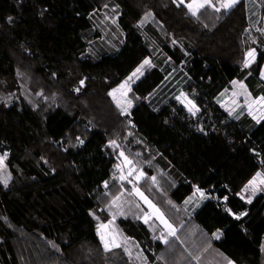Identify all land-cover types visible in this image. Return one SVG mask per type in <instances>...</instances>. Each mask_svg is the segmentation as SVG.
I'll list each match as a JSON object with an SVG mask.
<instances>
[{
    "label": "trees",
    "instance_id": "obj_1",
    "mask_svg": "<svg viewBox=\"0 0 264 264\" xmlns=\"http://www.w3.org/2000/svg\"><path fill=\"white\" fill-rule=\"evenodd\" d=\"M110 2L120 9L124 42L92 58L85 33L92 13ZM147 17L174 65L184 61L182 45L189 47L185 90L196 114L175 98L158 108L149 102L169 69L145 40ZM249 27L248 0L220 11L206 5L195 16L176 0H0V150L12 176L0 183V264H132L122 247L105 251L98 234L122 190L110 141H124L129 131L159 151L173 142L189 151L159 176L161 187L151 178L161 168L157 156L147 151L151 164L141 162L147 176L139 185L178 239L161 242L137 215L117 219L148 255L146 264H264V190L250 203L241 196L264 174V119H235L217 101L235 79L264 96V53L244 64ZM260 44L264 50V38ZM148 57L154 63L133 85L135 105L123 115L109 93ZM197 188L221 210L244 213L219 239L184 208Z\"/></svg>",
    "mask_w": 264,
    "mask_h": 264
},
{
    "label": "rangeland",
    "instance_id": "obj_2",
    "mask_svg": "<svg viewBox=\"0 0 264 264\" xmlns=\"http://www.w3.org/2000/svg\"><path fill=\"white\" fill-rule=\"evenodd\" d=\"M220 2L221 1H219V4H217V6L220 5ZM256 2L259 3L258 5L261 9L263 6L262 2L259 0L254 1L253 4H250L248 6V8L252 10V15L249 16L250 27L246 35V44L248 48L247 54L251 49L255 50V58L247 67H250L256 61L259 53H264L263 49H257V46L261 45L260 38H264V17L260 19L258 8L257 12L255 13L254 4ZM221 9L223 8H220V10ZM119 12V7L114 2H110L103 9L94 11L92 13V27L85 33V37L88 41V49L86 51V54L88 56L92 58H98L103 54L115 53L120 49L125 37L124 32L119 24ZM261 14L263 15L262 11ZM150 22L151 19L147 17L140 23V26L145 36V40L148 46L150 47L153 56L159 61V63L163 65L164 69H169V72L166 74L163 82L156 88L155 91H153L149 95L148 100L155 108H158L171 98L177 99V97H180V99L177 100L183 106H185L188 111L189 108L192 107V105H195L194 112H190L196 114L200 109L197 104L192 101L193 99L185 90V86L188 84L191 78L187 70V65L189 64L190 59L189 57L191 56L189 47L182 45V52L185 55L184 61L179 65H174L173 60L169 56H167V54L162 50L160 41L157 38L158 36L155 32V29L151 26ZM247 59H249L248 55H246V60ZM145 60H149L151 62L150 65L154 63L152 57H148ZM143 62L137 68H140ZM150 65H145L141 69L142 74L137 73V76L132 77V80L129 81L128 85L124 89L116 91L114 93L115 99L111 95L114 103L123 115L127 116L131 113V110L135 105L134 97L131 95L133 85L144 75L145 69ZM136 69L124 81L115 86L110 91V93H112L114 89H119V86L125 81H127L128 78L132 76L134 72H136ZM263 70L264 64L260 72V78L262 80H264ZM234 81L237 83L234 84ZM241 84H243L244 87H241ZM129 88L130 91L128 90ZM259 97L262 96L255 97L244 81H242L241 79H235L230 82L229 85L217 96V101L230 114V116L235 119H238L244 114H249V108L246 104V99L251 102V100H257ZM129 101L131 102L130 106L128 104ZM188 101H191V104H189ZM249 115L253 118L255 117L254 119L256 120L262 119L261 117L264 116V103L258 102L257 104H254L252 106L251 114ZM112 141H115V145L111 143ZM112 141H110V145L114 150L117 151V165L120 166L119 168L115 167L113 171V180H115L119 185H121L122 190L117 195L120 197V199L117 200L114 204L112 203L115 198L114 197L110 204L106 207V210L110 216L108 220H110L112 224H108L106 228H100L98 234L99 238L101 237V234H103L106 240L111 241L114 238L116 243H120L121 240L124 238V235L120 231L118 225H116L114 223L115 221H113L112 219H115L117 223V219L123 216L126 212L128 213V210H130L129 213L131 215L139 214L140 216H142L144 212L146 214L151 213L153 211V209L149 207L148 203H146L145 200H143L139 195L136 194L134 186L135 189H138L139 192L143 193L144 197H147L148 201H151V203L155 205L154 202L143 192L142 188L139 185L140 182L147 176V173L144 171L143 166L141 164L142 158L145 163L151 164V162L147 160V151L154 153L158 158L159 165L161 167L160 171H158L157 174L152 175L151 178L155 177L154 183L159 187H161L159 176L167 175V173L173 172V170L189 155V151L180 147L175 142L168 145L165 151H159L156 149V147L148 143L140 134L136 132L134 133L133 131H129V135L124 141ZM137 145H142L145 147V149H139ZM128 150L131 151L135 156L130 155ZM121 153H123V155H121ZM0 157H4L3 167H0V177H10L8 178L6 184L8 185L12 176L6 164V153L0 150ZM125 157L127 158V160H125ZM127 161H131V163L129 164ZM258 173H261L262 176H264L262 172ZM122 175L127 176V179L121 180L120 177ZM129 181H131V183H129ZM0 183L5 185L3 179H0ZM263 185L264 184H258V189H260ZM201 191L204 193V198H201L200 193L195 191L193 194H191L192 199H189V201L187 202V208H184L192 216L193 210L195 208H197L199 205L205 206L203 210H201V213H199L201 215L198 218L202 221L205 220L204 218H206L205 221L208 220V222H211V226L213 225L215 227L213 234L216 237L215 234H217L219 228H221L225 224L228 214L225 210H221L215 204V201L208 192L204 190ZM249 192H252L251 188L247 192L243 191L241 196L244 199L248 200L251 195V193ZM130 205H133L137 209L130 208ZM156 208L158 207L156 206ZM160 212L163 213L161 210ZM163 215L165 219L170 224H172V226L177 231V228L174 226V224L165 216L164 213ZM151 219L153 221L155 220L154 222L159 224L158 227L155 225V223H152L150 226L152 228V231H155L156 229H164L163 232L166 235L167 230L164 228L163 224H161L155 216H152ZM197 221L199 222L198 219ZM105 222H100L98 228ZM221 232L222 231H219V236H221Z\"/></svg>",
    "mask_w": 264,
    "mask_h": 264
},
{
    "label": "snow or ice",
    "instance_id": "obj_3",
    "mask_svg": "<svg viewBox=\"0 0 264 264\" xmlns=\"http://www.w3.org/2000/svg\"><path fill=\"white\" fill-rule=\"evenodd\" d=\"M181 3H183V0H180ZM235 3H237V0H221L220 2V7H216L213 3H212V0H192V3H189L187 5L189 11L192 13V15H196L197 12L204 8L206 5L208 7H213L216 11H220V8H224V9H229L231 8ZM11 19V18H9ZM254 53H255V50H252L250 51L247 55L249 57V59L245 60L244 64H245V67H247L251 62L252 60L255 58L254 57ZM150 61L149 60H145L143 62V64L140 66V68H137L136 69V72H134L132 74V76H130L128 78L127 81H125L123 84H121L119 86V89H114L112 93H109V95H112L113 98L115 99V96H114V93L116 91H119L120 89H124L129 81L132 80V77L134 76H137V73H140L142 74L141 72V69L145 66V65H150ZM138 78V77H137ZM81 83H83V81H81ZM234 84L237 83V82H233ZM241 87H244L243 84H241ZM130 91V88L128 89ZM183 95V94H181ZM177 99H180V97H177ZM258 102L260 103H264V96L262 97H259L257 100H251V102H249L247 99H246V104L249 108V114H251V111H252V106L254 104H257ZM189 104H191V101H188ZM118 104H119V101H118ZM129 106L131 104V102L129 101L128 102ZM195 110V105H192V107L189 108V111H193L194 112ZM255 118V117H254ZM262 119H264V116L261 117ZM259 122V121H257ZM80 143H83V141H80ZM113 145H115V141H112L111 142ZM121 155H123V153H121ZM3 160H4V157H0V167H3ZM125 160H127V158L125 157ZM129 164L131 163V161H127ZM117 168H119L120 166L117 165L116 166ZM131 174V173H129ZM8 178L10 177H0V179H3V182L4 184L6 185L7 184V181H8ZM121 180H125L127 179V176H121L120 177ZM153 182H155V177L152 178ZM129 183H131V181H129ZM258 184H264V176H262L261 173H257L256 176L253 177L252 180H250L248 182L247 185H245V188H244V191L247 192L250 188L252 189V192L253 194L255 193V191L257 190H264V189H258ZM105 187H107V182H105ZM134 190L136 192L137 195H139L143 200H145L146 203H148L149 207L153 209V211L151 213H146L145 214V218H144V222L147 224L149 219H151L152 216H155L156 219H158L160 221L161 224H163L164 228L167 230V234H161L158 239L162 240L165 244H168L169 243V240H168V237H176V229L172 226V224H170L164 217L163 213L160 212V210L158 208H156L155 205H153L151 203V201H148L147 200V197H144L143 196V193L139 192L138 189H135V186H134ZM197 192L200 193V196L201 198H204V193L200 190V189H196ZM120 197L117 196L114 198L113 200V203L115 204L117 200H119ZM190 200L192 199L191 197L189 198ZM227 199V197H225V200ZM249 203L251 202V200L249 199L248 201ZM230 211V210H229ZM241 215H244V213H241L239 215L236 216L237 219L240 218ZM111 223V222H109ZM107 225H100V227L98 228V231L100 230V228H106ZM216 235V238L219 239V231L217 232ZM101 241L103 242L104 244V249L105 251H109L111 250L112 248H115V247H121L120 244L116 243L115 239L113 238L111 241L109 240H106L105 239V236L103 234H101ZM178 239V237H176ZM124 251L125 252H128L129 250L125 247L124 248ZM130 254V253H129ZM162 258V257H161ZM194 259H198L197 257H194ZM229 264H231V262L229 261Z\"/></svg>",
    "mask_w": 264,
    "mask_h": 264
},
{
    "label": "crops",
    "instance_id": "obj_4",
    "mask_svg": "<svg viewBox=\"0 0 264 264\" xmlns=\"http://www.w3.org/2000/svg\"><path fill=\"white\" fill-rule=\"evenodd\" d=\"M178 3H181L180 2V0H176ZM219 1H221V0H217V1H212V3L216 6V7H219V6H217V4H219ZM239 0H237V2H238ZM254 1H256V0H251V1H249L248 0V6L250 5V4H253L254 3ZM189 3H192V0H183V3L182 4H185L186 6L189 4ZM236 4V3H235ZM234 4V5H235ZM259 3H255L254 4V7H255V9H254V11H255V13L257 12V8H258V11H259V17H260V19L263 17V15L261 14V11H262V9L259 7V5H258ZM230 9V8H229ZM201 10V9H200ZM199 10V11H200ZM199 11L197 12V14L199 13ZM196 14V15H197ZM250 15H252V10H250L249 8H248V18H249V16ZM250 20V19H249ZM261 189V188H260ZM244 191V190H243ZM260 192V190H257V191H255V193L253 194V192H249V193H251V195H250V197H249V199L250 200H253L254 199V197L258 194ZM189 197H191V195L189 196ZM189 197L186 199V201L184 202V207L185 208H187V202L189 201ZM248 199V200H249ZM113 203V202H112ZM205 206H203V205H199L197 208H195L194 210H193V213H192V216H194V217H196L198 220H199V223H200V225H202L204 228H206L208 231H210V232H212V233H214L213 231L215 230V227L212 225L211 226V222H208V220L207 221H205L206 220V218H204L205 220H200L198 217L201 215V214H199V213H201V210H203V208H204ZM130 208H134V209H137V208H135L133 205H130ZM139 209V208H138ZM226 211V213L228 214V217L226 218V221H225V224L221 227V228H219V231H222L223 230V228L233 219V218H235L237 215L236 214H234V213H232V212H230V211H228V210H225ZM130 212V210H128V213L126 212L123 216H121V217H127V216H130L129 213ZM138 216V218H140L143 222H144V218H145V212H144V214L142 215V216H140L139 214L137 215ZM113 221H115L114 223L117 225V223H116V220L115 219H112ZM155 221V220H154ZM152 219H149V221H148V223H147V225L149 226V228L152 230V228L150 227L151 226V224L152 223H155V225L156 226H158L159 227V224H157L156 222H154ZM109 222H111L110 220H108L107 222H105L103 225H108V224H112V222L111 223H109ZM145 223V222H144ZM215 226H217V225H215ZM122 233H123V235H124V241H123V239L121 240V242L120 243H118V244H120L121 245V247H123V249L126 247L129 251L128 252H126L129 256H130V259H131V261H132V264H146L148 261H149V258H148V255L146 254V252L143 250V248H142V246L140 245V243L136 240V239H134L133 237H129V236H127L122 230H120ZM164 229L163 230H159V229H156L155 231H153V232H157V234H158V236H160L162 233L164 234ZM170 239V237H168V240ZM100 240H101V238H100ZM102 242V241H101ZM161 242H163L162 240H161ZM164 243V242H163ZM102 244H103V242H102ZM103 246H104V244H103ZM116 248V247H115ZM130 253V254H129ZM231 262V264H237L235 261H230Z\"/></svg>",
    "mask_w": 264,
    "mask_h": 264
},
{
    "label": "bare ground",
    "instance_id": "obj_5",
    "mask_svg": "<svg viewBox=\"0 0 264 264\" xmlns=\"http://www.w3.org/2000/svg\"><path fill=\"white\" fill-rule=\"evenodd\" d=\"M250 51H252V49H251ZM250 51H249V52H250ZM263 71H264V70H263ZM262 73H263V72H262ZM263 76H264V75H263ZM191 100H192V99H191ZM192 101H193V100H192Z\"/></svg>",
    "mask_w": 264,
    "mask_h": 264
}]
</instances>
